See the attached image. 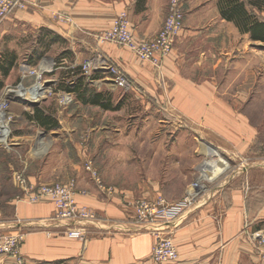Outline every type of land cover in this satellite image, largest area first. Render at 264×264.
<instances>
[{
    "label": "crops",
    "instance_id": "crops-1",
    "mask_svg": "<svg viewBox=\"0 0 264 264\" xmlns=\"http://www.w3.org/2000/svg\"><path fill=\"white\" fill-rule=\"evenodd\" d=\"M29 2L30 8L27 9H31V12L26 9L14 13V20H18H12L14 23L24 20L32 26L55 31L65 38L66 42L69 41L70 45L66 49L75 54L77 62L84 61L97 50L110 58L125 73L131 84L136 85L135 87H149L150 90L151 86L156 87L155 74L150 63L142 61L125 47L108 42L98 45L95 36L109 29L117 15L126 11L128 25L135 41L149 39L161 27L167 13L168 0ZM218 2L219 0L186 1L183 29L177 44L172 52L164 57L160 68L165 83L171 85L170 89H166L165 96L168 100L173 98L177 116L190 118L204 128L191 129V126L190 129H174V150L178 152L180 159L195 152L201 155L199 144L203 141L236 167L224 175L220 183L209 188L195 205L186 209L168 225L177 249V259L161 263L151 259L154 243L152 227L132 221V203L133 198L139 197V194L142 198L162 196L170 200L181 196L169 198L159 185L146 184L140 191L137 190V193L129 189L122 191L115 188L113 193L99 192L95 182L88 177L82 166L72 162L69 167L63 165V169L54 168L55 172L46 175L47 170L43 171L41 168V157L36 153L32 155L25 146L31 136L17 131V138L24 139L18 147L32 172L29 179L32 182H39L41 179L53 182L75 178L77 185L88 191V194L78 196V202L97 216L92 221L56 223L51 220L54 207L49 199L42 198L34 203H26L11 197L5 206L10 212L1 209L0 232L11 233L19 229L27 232L20 249L21 264H262L246 235L264 225V129L253 127L245 112L234 110L235 106H230L229 102H245L244 92L248 90L250 93L255 87L260 71L264 70V55L261 52L264 42L252 40L248 33L240 32L232 21L224 19L219 12ZM244 8L260 18L264 16L263 11L246 2ZM57 13L72 17V23L55 21L52 14ZM197 15L200 21H206L205 29L193 30L187 25L190 23L188 21H194ZM210 15H214L219 25L231 29L232 36L239 39L237 43L219 47L211 53L217 65L219 62L225 66L230 65V60L235 61L233 64L237 63L239 88L230 99L223 93L216 92L214 76H209L199 83L180 72L179 63L183 59L179 57L181 52L177 49L179 42L182 43L190 36L203 34L206 38L215 39L229 36L230 33L224 30L210 29L212 26L207 19ZM94 79L93 85L99 89L104 86L110 90L118 88L111 79L107 82L102 77ZM133 91L137 93V90ZM150 92L152 96L156 95L160 99L161 96L158 97L154 90ZM181 125L180 120V127ZM60 130V133L55 129L43 130L52 136V141H49L52 142V147L56 145L52 148L53 152L67 146V143H61L59 140L69 139L72 133V129ZM40 143L36 150L41 153L47 145L46 142ZM53 155H59V152L51 154ZM201 156L206 159L205 155ZM213 158L208 157L211 160ZM52 161H47L46 164L49 165ZM35 165L37 169L32 170ZM14 217L17 222L19 219L18 224L15 223ZM70 224L85 229V238H67L63 229ZM0 264L17 263L11 258L0 257Z\"/></svg>",
    "mask_w": 264,
    "mask_h": 264
},
{
    "label": "rangeland",
    "instance_id": "rangeland-1",
    "mask_svg": "<svg viewBox=\"0 0 264 264\" xmlns=\"http://www.w3.org/2000/svg\"><path fill=\"white\" fill-rule=\"evenodd\" d=\"M186 1L182 0L184 14L183 25L186 14ZM29 3V0H27L25 7L30 8ZM28 10L31 12V9H27L26 11L28 12ZM15 14H12L0 24V52L9 50L16 53L14 67L11 69L9 75L4 78V86L0 90V99H10L9 112L14 116L11 128L12 133L16 136L13 144L9 148L0 147V217L2 216V208L10 212L5 206L11 197L26 202L21 190L15 186V177L18 174H22L30 180L29 174L32 173L28 162L23 159V152L18 147L19 143H22L24 139L17 138V131L25 132V134L31 136V139L28 140L25 146L32 155L36 153V155L41 157L39 158L43 160V166L41 168L43 171L47 170L46 175L55 172L54 168L63 169V165L69 167V164L72 162L76 163L77 166H82L81 168L91 178L89 173L84 169L87 162L90 164L92 170L95 171V176L101 183L102 187L95 184L98 191L107 194L113 193L115 189L122 191L129 189L134 193L137 190L140 191L145 184L153 186L159 185L167 197L175 198L181 196L173 200L163 197L167 203H176L184 197L187 187L193 181L197 180L202 183V188L198 193V198L194 203L195 205L209 188L216 186L220 183L224 175L236 168L215 149V155H212V157H215L225 164L216 175H213L212 172L207 177H203L202 168L205 158L201 156L202 154L200 155L195 152L193 155L188 154L180 159L178 152L174 150L176 140L174 129H190L191 126V129L204 128L197 125L190 118L177 116L178 111H174L175 103L173 98L168 100L165 96L166 89H170L171 85H168V82L167 84L165 83V77L161 75L160 70L153 69L156 87L151 86V89L158 94V97L159 95L161 96L160 99L162 101H159L160 99L156 95H151L150 91L152 90L149 87L147 89L142 86L135 87L136 85L131 84V87L127 90L120 88L110 90L106 86L99 89L93 85L94 78L102 77L105 78L106 82L110 79L106 71L100 70V72H97V77H94V75L90 78L84 77L83 83L89 88L87 95L101 93L102 102L108 103L112 108L104 109L98 105L82 103L76 99V95L73 92H71L73 96L72 101L67 105H62L60 103V95L64 92L63 83L73 78H68V70L73 68L78 70L83 60L77 62V59L74 57L75 54L69 50V54L65 52L67 57H63L65 58L62 61L63 63L59 62V57L63 53L62 51L66 50L70 45L69 41H53L43 52L44 49L39 45L38 40L40 36L45 39L48 36L43 37V31L40 32L41 28L32 26L24 20L19 21L17 24L14 23L13 21H18L13 18ZM203 14L205 15V12ZM71 18L68 23H72ZM207 19H209V24L212 26L210 29L224 30L230 33L231 29L219 25L220 23L215 19L214 15H210ZM188 22L190 23H187V25L189 24L193 30L205 29L206 21H200L198 15L194 17V21L190 20ZM231 36L232 33L226 38L220 36L217 39L213 37L206 38L204 34L201 36H190L177 45L178 51L181 52L179 57L183 59L179 63L180 72L184 76L192 78L199 83L205 81L209 76H214V88H216V92L223 93L229 99L237 92V88H239L238 83L240 81L237 78V63L233 64L232 62L235 61L230 60V65L225 66L222 62H219L217 65V61L211 53L219 47L231 46L239 41L238 37ZM176 42L174 47L177 44ZM116 45L119 46L118 44ZM261 52L264 55V45L261 46ZM32 57L37 58L34 63H29L30 66H38L43 62L52 63L54 61L55 67L49 72H43L40 79L43 85L42 88L48 89L49 92L44 96L42 95L39 98L40 100H37L35 104H23L17 100V97L21 96L20 92L22 88L25 89V92L27 90L30 92L22 93L24 97L21 98H25L28 94L31 98V95L34 96L35 91V89H32V86L38 80L30 72H24L21 68L22 62L27 63L26 61ZM262 66L264 68V65ZM260 72L261 74L257 77L255 87L250 90V93L248 90L244 92L246 93L245 102H229L230 106H235L234 110H239L240 113L245 112L250 123L256 129H264V70ZM76 73L79 74V71ZM133 89L137 90V93H134ZM28 101L34 102L31 99ZM35 108L42 109L44 113L50 115L53 122L57 125L53 128L55 131L57 130V133L61 131L60 129H72L69 139L59 140L61 143L68 144L61 149L62 151L55 149L53 152L52 148L56 145L52 147V136L48 135V132L43 131L44 128L39 126L37 122L30 119V115H32ZM180 120L182 127H180ZM40 142H46L47 145V148L41 153L36 150L38 145L41 144ZM57 151L59 155L51 156V154ZM51 160L53 161L49 165L46 164L47 161L50 162ZM36 169L37 165L32 170ZM36 180L39 179L36 178ZM41 181H34L33 183H67L73 181L77 202L79 195H86L78 192L85 189L77 185L75 178L53 182ZM86 192L88 194V191ZM140 196L141 194H139V197L133 198V201L141 199L142 197ZM14 220L16 224L19 223V219L17 222L16 217H14ZM51 220L56 223L64 222L53 218ZM69 228L71 226L66 225L63 229V233L67 238H69L67 236V230ZM259 228H264V225L249 231L246 238L249 239L248 237H250L251 233ZM18 231L16 230L11 233L0 232V234H13ZM84 238L85 231L80 239ZM248 241L252 246L254 245L256 247L255 241L252 239Z\"/></svg>",
    "mask_w": 264,
    "mask_h": 264
},
{
    "label": "built area",
    "instance_id": "built-area-1",
    "mask_svg": "<svg viewBox=\"0 0 264 264\" xmlns=\"http://www.w3.org/2000/svg\"><path fill=\"white\" fill-rule=\"evenodd\" d=\"M26 2L27 0H0V24L12 14L25 10L27 8L25 7ZM167 10L168 13L157 33L151 38L139 42L135 41L129 28L126 12L121 11L113 20L109 29L95 36L97 44L105 42L118 44L132 51L142 61L150 63L153 69L160 70L163 57L167 56L174 49V44L183 29L184 14L182 0H168ZM52 18L60 22H69L70 20L69 16L60 13L52 14ZM54 67V61L49 63V68L46 63H41L38 66H30L25 62L21 64L24 72L28 71L38 79L32 86V89H35L39 93L34 95V98L38 99V101L42 95L44 96L49 92L48 89L42 88L43 85L40 82L41 75L43 72H49ZM100 70L106 71L116 87L125 90L131 87V82L125 73L110 58L97 50H95L90 58L82 61L78 67L79 74L85 78L92 77L94 73L100 72ZM69 71L70 75H73L75 69H69ZM72 82L73 79L67 81L68 84ZM24 92L25 89L22 88L20 97H24L22 96ZM25 98L31 99L29 94ZM72 99L71 92L64 90L60 95V103L62 105H67ZM9 102V98L0 99V147L5 148H9L16 138L11 128L14 116L9 112ZM84 169L89 173L95 184L102 187L89 163L86 162ZM15 186L21 190L24 200L28 203H34L42 198L49 199L54 207L51 218L55 220L72 222L79 220L92 221L97 218L96 213L77 202L73 181L67 183H33L24 175L18 174L15 177ZM201 186V182L197 180L193 181L187 187L184 197L176 203H167L162 196L149 199L141 198L133 201L132 221L139 225L152 227L154 243L151 248L150 257L153 261L161 263L177 259V249L168 225L177 219L185 209L194 205L198 198V193L202 188ZM78 192L87 194L85 190ZM69 226H71L67 230L69 238L80 239L83 236L85 229L72 224ZM25 234L26 231L23 229H19L18 232L13 234H0V257H9L17 264H20L22 259L20 246L25 239ZM248 238L255 241L256 247L253 245V248L257 252L260 262L264 264V228L257 229Z\"/></svg>",
    "mask_w": 264,
    "mask_h": 264
},
{
    "label": "trees",
    "instance_id": "trees-1",
    "mask_svg": "<svg viewBox=\"0 0 264 264\" xmlns=\"http://www.w3.org/2000/svg\"><path fill=\"white\" fill-rule=\"evenodd\" d=\"M246 3L255 6L260 11L264 12V0H246ZM244 0H219L218 8L221 16L229 21H232L237 29L242 33H248L249 37L252 40H259L264 42V16L258 17L254 13H249L245 10ZM43 31V37L48 36L46 39L39 37L38 43L44 49L43 52L47 49L48 45L53 41H65L66 39L57 34L55 31H52L48 28L40 29V32ZM62 55L59 57L60 63L65 59L63 57H67L66 54H69V50H63ZM69 57V56H68ZM37 58V57H36ZM35 57L26 61L29 63L35 62ZM32 60V61H31ZM16 61V53L13 51L6 50L5 52H0V77L1 79L5 78L10 70L13 68ZM69 71V70H68ZM78 70H75L73 75H69L68 78L73 77L74 80L71 84L67 82L63 83V89L68 92L75 93V97L77 100L82 103H89L92 105H98L104 109H110V105L108 103L102 102L101 93H91V95H87L88 87L84 85L83 79L84 77L80 74H77ZM76 73V74H75ZM94 77H97V73H94ZM72 78V79H73ZM0 79V90L4 86L3 79ZM30 119L37 122L39 126L44 129H53L57 125L53 122V119L50 115L44 113L42 109L35 108L32 115H30Z\"/></svg>",
    "mask_w": 264,
    "mask_h": 264
},
{
    "label": "bare ground",
    "instance_id": "bare-ground-1",
    "mask_svg": "<svg viewBox=\"0 0 264 264\" xmlns=\"http://www.w3.org/2000/svg\"><path fill=\"white\" fill-rule=\"evenodd\" d=\"M45 63V62H43ZM47 67L49 68V62L46 63ZM39 94L37 93V91H34V94ZM34 96L31 95V99L34 100V102H30V103H35L38 99L34 98ZM199 147L201 149L200 152H202L203 155H205L206 159L204 162V166L202 168V175L203 177H207V175H209V173L213 172V175H216L221 169L222 166L225 165L222 161L216 159L215 157L211 160L208 159V157H211L212 155H215V151L214 149H212L211 147L203 144L202 142L199 144ZM225 168V167H224Z\"/></svg>",
    "mask_w": 264,
    "mask_h": 264
},
{
    "label": "water",
    "instance_id": "water-1",
    "mask_svg": "<svg viewBox=\"0 0 264 264\" xmlns=\"http://www.w3.org/2000/svg\"><path fill=\"white\" fill-rule=\"evenodd\" d=\"M17 100H19L20 102H22L23 104H31L27 99L25 98H21V97H17ZM35 104V103H33ZM32 106V105H31Z\"/></svg>",
    "mask_w": 264,
    "mask_h": 264
}]
</instances>
